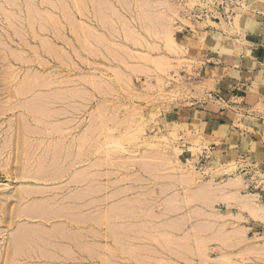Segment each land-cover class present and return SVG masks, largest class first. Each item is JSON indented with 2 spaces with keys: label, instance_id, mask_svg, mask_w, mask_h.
I'll return each instance as SVG.
<instances>
[{
  "label": "rangeland",
  "instance_id": "rangeland-1",
  "mask_svg": "<svg viewBox=\"0 0 264 264\" xmlns=\"http://www.w3.org/2000/svg\"><path fill=\"white\" fill-rule=\"evenodd\" d=\"M262 1L0 0V264L264 263L186 111L212 23Z\"/></svg>",
  "mask_w": 264,
  "mask_h": 264
},
{
  "label": "crops",
  "instance_id": "crops-1",
  "mask_svg": "<svg viewBox=\"0 0 264 264\" xmlns=\"http://www.w3.org/2000/svg\"><path fill=\"white\" fill-rule=\"evenodd\" d=\"M222 20L212 23L195 53L206 95L186 110L188 123H195L221 170L237 165L244 186L264 205V1L238 26ZM248 222L249 237L264 244V217L248 213Z\"/></svg>",
  "mask_w": 264,
  "mask_h": 264
},
{
  "label": "bare ground",
  "instance_id": "bare-ground-1",
  "mask_svg": "<svg viewBox=\"0 0 264 264\" xmlns=\"http://www.w3.org/2000/svg\"><path fill=\"white\" fill-rule=\"evenodd\" d=\"M61 1H62V0H61ZM140 1H141V3H142L143 5H145L146 3H148V0H140ZM4 2H6V1H4ZM122 3H125V0H124V2H122ZM138 3H139V2H138ZM10 4H11V1H10ZM10 4H9V5H10ZM79 4H80V3H79ZM97 4L99 5V3H97ZM5 5H6V4H5ZM7 5H8V4H7ZM11 5H12V4H11ZM125 5H128V4H125ZM131 5H132V4H131ZM12 6H13V5H12ZM64 7H65V6H64ZM125 7H126V6H125ZM0 8H1V7H0ZM127 8H129V7H127ZM2 9H3V8H2ZM63 9H64V8H63ZM4 10H5V9H4ZM143 10H144V9H143ZM0 11H1V10H0ZM5 11H6V10H5ZM98 11H100V10H98ZM141 11H142V10H141ZM67 13H68V12H67ZM151 15H152V16H151ZM151 15H149V16H150V18H151L152 23H153L154 21L156 22V20H158V19L160 20V16H159V18H157L158 14H156L157 16H153V14H151ZM154 15H155V14H154ZM159 15H160V14H159ZM147 16H148V15H147ZM69 17H70V16H69ZM144 17H145V16H144ZM99 18H102V17L99 16ZM146 18H147V17H145V19H146ZM150 18L148 17L146 20H148V19H150ZM161 18H162V17H161ZM164 18H165V17H163V19H164ZM167 18H168V17H167ZM163 19H162V20H163ZM101 20H102V19H101ZM105 21H106V20H105ZM148 21H149V20H148ZM151 21H149V22H151ZM164 21H165V19H164ZM121 22H124V20H122ZM153 24H154V23H153ZM154 25H155V24H154ZM162 25H164V24H162ZM162 25H161V26H162ZM161 26H160V27H161ZM123 28H124V27H123ZM165 28H166V27H165ZM162 29H163V28H162ZM157 30H158V28H157ZM157 30H156V31H157ZM163 30H164V29H163ZM163 30H162V31H163ZM129 31H131V30H129ZM129 31H126V32H129ZM152 31H153V30H152ZM152 31H151V32H152ZM58 32H59V31H58ZM90 32H92V31H90ZM123 32H124V31H123ZM123 32H122V33H123ZM153 33H154V32H153ZM157 33H159V32H157ZM90 34H91V33H90ZM93 34H94V33H93ZM129 34H131V32H129ZM129 34H128V35H129ZM164 35H165V34H164ZM92 36H93V35H92ZM53 37H54V36H53ZM167 37H168V36H167ZM172 37H173V36H172ZM55 38H56V37H55ZM98 38L101 39L102 37H101V38L98 37ZM170 38H171V37H170ZM101 40H102V39H101ZM101 40H100V41H101ZM171 40H172V39H171ZM171 40H168V42L170 43ZM66 41H67V40H66ZM175 42H176V41H175ZM20 43H21V42H20ZM68 43H69V42H68ZM68 43H66L67 46H69ZM172 44H173V42H172ZM16 45H17V44H16ZM22 46H23V45H22ZM176 46H177V44H176ZM18 47H20V46H18ZM28 47H29V46H28ZM50 47H51V46H50ZM57 47H58V46H57ZM35 48H36V47H35ZM31 49H32V48H31ZM180 49H181V48H180ZM69 50H70V49H69ZM37 51H38V50H37ZM53 51H54V50H53ZM34 52H35V51H34ZM67 52H68V51H67ZM26 54H27V53H26ZM34 54H36V53H34ZM115 55H116V54H115ZM119 55H120V54H119ZM27 56H28V55H27ZM38 56H39V55H38ZM54 56H55V55H54ZM32 59H33V58H32ZM37 59H38V58H37ZM30 60H31V59H30ZM39 61H40V60H39ZM51 61H52V60H51ZM21 63H22V62H21ZM25 63H26V62H25ZM27 63H28V61H27ZM27 63H26V64H27ZM29 63H31V62L29 61ZM42 63H43V62H42ZM69 65H71V64H69ZM67 67H68V66H67ZM31 68H32V67H31ZM40 76H41V75H40ZM37 78H38V77H37ZM37 78H36V79H37ZM39 78H40V77H39ZM51 78H52V77H51ZM51 78H50V79H51ZM46 79H47V78H46ZM40 80H41V79H40ZM51 80H52V79H51ZM48 81H50V80H48ZM48 81H47V82H48ZM55 81H56V80H55ZM50 82H51V81H50ZM43 83H44V82H43ZM52 83H53V82H52ZM45 84H46V82H45ZM60 93H61V92H60ZM66 93H67V91H66ZM36 94H38V93H36ZM56 94H58V93H56ZM48 96H49V95H48ZM57 96H58V95H57ZM51 97H53V96H51ZM51 97H50V98H51ZM62 97H63V96H62ZM12 98H13V97H12ZM53 99H54V97H53ZM55 99H56V98H55ZM66 99H67V98H66ZM51 102H52V101H51ZM63 102H64V101H63ZM41 103H42V102H41ZM41 103H40V104H41ZM43 103H44V102H43ZM13 104H14V103H13ZM32 104L34 105L33 102H32ZM44 105H45V103H44ZM51 105H52V104H51ZM51 105H50V106H51ZM27 106H28V105H27ZM39 106H40V105H39ZM67 106H68V105H67ZM24 108H25V107H24ZM31 108H32V107H30V109H31ZM36 108L38 109V108H42V107H41V106H40V107L37 106ZM36 108H35V109H36ZM42 109H43V108H42ZM42 109H39V113H40L41 116H43V114H44V113L42 114V112H43ZM49 109H50V108H49ZM25 110H26V109H25ZM28 110H29V109H28ZM33 110H34V109H33ZM40 110H41V111H40ZM45 110H46V109H45ZM37 112H38V110H36V113L34 112L36 116L38 115ZM44 112L48 113L47 110L44 111ZM117 112H118V111H117ZM31 113H32V112H31ZM34 113H32V115H33ZM57 113H58V112H57ZM62 113H63V112H62ZM66 113H69V112H66ZM48 114H50V112H49ZM52 114H53V113H52ZM55 114H56V113H55ZM44 115H45V114H44ZM113 115H114V114H113ZM38 116H39V115H38ZM53 116H54V115H53ZM55 116H56V115H55ZM108 117H109V116H108ZM45 118H46V117H45ZM49 118H50V117H49ZM126 118H127V117H126ZM43 119H44V118H43ZM101 119H102V118H101ZM103 119H104V118H103ZM116 119H117V118H116ZM36 120H37V118H36ZM70 120H71V119H70ZM113 120H114V119H113ZM123 120H124V119H123ZM34 121H35V120H34ZM38 121H39V117H38ZM127 122H129V121H127ZM68 123H69V122H68ZM43 124H44V123H43ZM105 124H106V123H105ZM113 124H114V123H113ZM120 124H122V123L120 122ZM46 125H47V124H46ZM50 126H51V125H50ZM99 126H100V124H99ZM99 126H98V127H99ZM121 126L123 127V124H122ZM130 126H131V125H130ZM130 126H129V127H130ZM54 127H55V126H54ZM104 127H105V126H104ZM115 127H116V126H115ZM55 128H56V127H55ZM89 128H90V127H89ZM97 129H98V128H97ZM53 130H54V129H53ZM110 130H111V129H110ZM103 131H105V130H103ZM50 132H51V130H50ZM50 132H49V133H50ZM140 132H141V131H140ZM62 133H64V132H62ZM51 135H52V134H51ZM85 135H86V134H85ZM106 135H107V134H106ZM83 139H84V138H83ZM97 139H98V137H97ZM108 139H109V138H108ZM104 140H105V139H104ZM106 140H107V139H106ZM82 141H83V140H82ZM95 142H96V141H95ZM90 143H91V142H90ZM114 143L117 144V145L119 144V143H116L115 140H114ZM115 146H116V145H115ZM83 147H84V146H83ZM108 147H109V146H108ZM117 147H118V146H117ZM105 148H106V146H105ZM107 150H108V149H107ZM115 150H116V149H115ZM117 150H118V149H117ZM87 153H88V152H87ZM99 154H100V153H99ZM87 158H88V157H87ZM140 159H141V158H140ZM147 160H149V159H147ZM162 160H163V159H162ZM165 160H166V159H165ZM168 160H169V159H168ZM98 161H99V160H98ZM129 164H130V163H129ZM133 164H134V163H133ZM142 164H143V163H142ZM98 165H99V164H98ZM149 165H150V164H149ZM125 166H126V165H125ZM179 166H180V165H179ZM144 167H145V166H144ZM158 167H159V166H158ZM68 168H69V167H68ZM150 168H151V167H150ZM153 168H154V167H153ZM85 169H86V168H85ZM141 169H142V168H141ZM84 171H85V170H84ZM79 172H80V171H79ZM158 172H159V171H158ZM31 173H32V172H31ZM57 173H58V172H57ZM147 173H148V172H147ZM25 174H26V173H25ZM85 174H86V173H85ZM93 174H94V173H93ZM29 175H30V174H29ZM151 175H152V174H151ZM27 176H28V174H27V175H24V177H26V178H27ZM31 176L33 177V178L30 177V178H32V179L37 178V177H34L33 175H31ZM53 176H54V175H53ZM79 177H80V176H79ZM88 177H90V176H88ZM44 178H45V177H44ZM50 178H51V177H50ZM82 178H83V177H82ZM85 178H87V177H85ZM27 179H28V178H27ZM56 179H57V177H56ZM75 179H76V178H75ZM36 180H40V178H37ZM180 180H181V179H180ZM235 181H239V178H236V179H230V180H229L226 184H224L223 186H224L225 188H226L227 186H228V187H230V186L232 187V186L234 185ZM48 182H49V181H48ZM246 196H247V198H243V197L240 198L239 196H236V197L233 196V197L228 198V200H229V199H230V200L232 199L234 202L236 201V204L238 203L241 207H243V208H250V209L252 210V212H255V211H256V212L258 213V210H262V211H264V208H263L264 206H261V205H259V204H257V203L255 204L256 206L252 204V202L250 201L251 199L254 198L252 195H246ZM254 196H255V195H254ZM195 197H196V196H195ZM230 200H229V201H230ZM263 214H264V213H263ZM263 214H262V216H263ZM102 218H103V217H102ZM74 219H75V218H74ZM96 219H97V218H96ZM78 221H79V220H78ZM127 236H129V235H127ZM132 240H133V239H132ZM131 242H133V241H131ZM28 243H29V242H28ZM174 244H175V243H174ZM79 246H80V244H79ZM28 247H29V246H28ZM18 248H19V247H18ZM80 249H81V248H80ZM124 249H125V248H124ZM17 250H18V249H17ZM64 250H66V249H64ZM67 250H68V249H67ZM12 251H13V250H12ZM26 251H27V250H26ZM31 251H32V250H31ZM67 252H68V251H67ZM129 252H130V251H129ZM14 253H15V252H14ZM19 253H20V252H19ZM29 254H30V252H29ZM66 254H67V253L65 252V256H66V257H67V255H68V256L70 255V254H67V255H66ZM12 255H13V254H12ZM54 256H56V255L53 254V256H51V257H53L52 260L55 259ZM65 256H63V257H65ZM70 256H71V255H70ZM59 257H60V256H59ZM59 257H56V259L58 260ZM61 258H62V257H60L59 259L61 260ZM65 259H66V258H65ZM69 259H70V258L68 257L66 260H69ZM63 260H64V259H63ZM66 260H64V261H66ZM61 261H62V260H61ZM62 262H63V261H62ZM66 263H68V262L66 261Z\"/></svg>",
  "mask_w": 264,
  "mask_h": 264
}]
</instances>
